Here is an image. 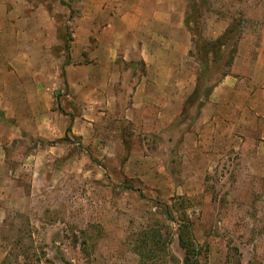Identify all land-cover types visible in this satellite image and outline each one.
Segmentation results:
<instances>
[{"label":"rangeland","instance_id":"obj_1","mask_svg":"<svg viewBox=\"0 0 264 264\" xmlns=\"http://www.w3.org/2000/svg\"><path fill=\"white\" fill-rule=\"evenodd\" d=\"M27 1L40 22L50 21L44 37L58 41L48 56L21 62L23 90L0 72L8 86L0 91V264H140L135 245L147 229L164 235L162 264H182L183 223L200 264H264V168L241 169L234 150L208 156L184 141L198 105L161 135L110 111L101 80L109 75L92 74L91 56L75 44L77 37H113L97 25L102 0ZM187 3L199 74V37L229 38L228 51L209 67L211 87L230 73V47L264 35V0ZM7 54L0 61L12 70ZM36 79L43 89L29 86Z\"/></svg>","mask_w":264,"mask_h":264},{"label":"crops","instance_id":"obj_2","mask_svg":"<svg viewBox=\"0 0 264 264\" xmlns=\"http://www.w3.org/2000/svg\"><path fill=\"white\" fill-rule=\"evenodd\" d=\"M102 1L95 7L101 13L97 25L113 37H77L76 51L85 49L91 56L92 74L109 75L96 81L107 83L111 112L161 135L180 118L197 89L194 42L186 28L187 0ZM35 10L27 0L0 1V60L8 52L15 59L12 70L0 61V72L13 76L19 90L25 88L21 62L48 56L58 41L44 37L50 21L40 22ZM93 29L94 24L92 34ZM28 70L36 76L40 73ZM229 70L213 86L194 128L183 139L202 146L199 149L208 156L234 150L243 157L241 169L259 170L264 168V35L242 37ZM28 84L37 89L45 86L38 79ZM6 85L1 82L0 91ZM100 99L103 104L98 103L106 106V98ZM1 164L2 159L0 168Z\"/></svg>","mask_w":264,"mask_h":264},{"label":"trees","instance_id":"obj_3","mask_svg":"<svg viewBox=\"0 0 264 264\" xmlns=\"http://www.w3.org/2000/svg\"><path fill=\"white\" fill-rule=\"evenodd\" d=\"M197 40L196 48L198 49V54H200L201 62L204 65V70L199 74L197 89L192 94L185 105L186 109L192 108L194 105H198L200 110L203 103H200L201 100L207 99L211 93V90L215 84L222 80L226 75L223 74L217 81H214L211 87H207L205 81L208 80L209 67L216 63L218 57H221V53L229 49L230 43L229 38L220 37L216 41H208L199 37ZM228 60L225 63V68L229 70L233 64V60L236 56L237 48L235 45L230 47ZM228 51V50H227ZM203 98V99H202ZM171 220V219H170ZM183 222H186L183 220ZM186 223L179 224V244L184 252V260L182 264H200V253L198 247L195 243L193 233L191 228ZM164 235L161 234L156 229H147L141 232L139 238L136 242V251L140 257V264H162L166 263L165 251H159L160 246L163 242Z\"/></svg>","mask_w":264,"mask_h":264}]
</instances>
